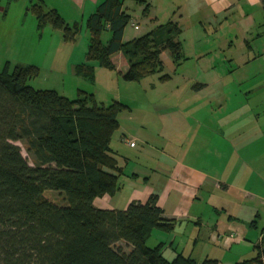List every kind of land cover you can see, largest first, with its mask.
Returning <instances> with one entry per match:
<instances>
[{
  "label": "crops",
  "instance_id": "crops-1",
  "mask_svg": "<svg viewBox=\"0 0 264 264\" xmlns=\"http://www.w3.org/2000/svg\"><path fill=\"white\" fill-rule=\"evenodd\" d=\"M28 1L18 0L0 10V41L5 34L9 37L0 43V71L6 62L10 68L40 65L33 49L25 53L26 41L21 39V53L10 54L24 30ZM37 1L68 25L78 24L80 34L103 0ZM132 2L140 17L128 14ZM122 8L137 27L130 24L133 31L140 30L138 20L143 19L149 22L148 32L168 21L179 27L180 36L190 30L195 71L190 76L177 73L186 60L182 44L184 60L178 66L165 52L159 55L163 69L167 67L173 76L163 74L168 78L160 81V74L141 85L139 96L132 97L140 100L136 106L123 104L127 110L120 113H126L128 124L120 125L119 113L120 137L114 139V134L110 143L122 168L120 187L112 197L95 199L94 207L122 211L155 195L164 219L173 223L170 232L155 230L150 236L154 247L161 245L166 260L181 255L196 264L205 260L239 264L255 258L264 252V3L124 0ZM158 19L167 22L160 24ZM126 28L123 43L140 37ZM32 29L37 32L36 23ZM43 34L53 42L56 38L62 48L72 44L63 42L58 32L45 29L39 38ZM103 34L110 36L108 31ZM38 42L33 43L36 48ZM113 56L117 70L125 72L123 55L118 62ZM84 61L85 57L70 59V76L77 78L75 67ZM93 67L92 84L105 74V69Z\"/></svg>",
  "mask_w": 264,
  "mask_h": 264
},
{
  "label": "trees",
  "instance_id": "trees-1",
  "mask_svg": "<svg viewBox=\"0 0 264 264\" xmlns=\"http://www.w3.org/2000/svg\"><path fill=\"white\" fill-rule=\"evenodd\" d=\"M123 1L103 0L86 19L87 52L75 75L93 82L95 62L124 82L139 83L155 74L166 80L159 55L166 52L176 66L184 60L179 27L168 21L123 43L130 21ZM25 12L33 16L39 36L49 29L60 33L63 42H75L78 24L68 25L37 0H29ZM105 31L110 36L104 44ZM119 52L127 62L123 73L111 60ZM37 74L34 65L10 68L8 62L0 71V264H196L181 255L168 261L161 245L146 246L153 231L172 229L157 196L122 211L93 205L119 190L122 168L110 143L119 128L117 115L127 107L116 101L98 104L82 91L70 100L54 91L34 90L27 82ZM17 142L23 143L33 166ZM239 264H264V252Z\"/></svg>",
  "mask_w": 264,
  "mask_h": 264
},
{
  "label": "rangeland",
  "instance_id": "rangeland-1",
  "mask_svg": "<svg viewBox=\"0 0 264 264\" xmlns=\"http://www.w3.org/2000/svg\"><path fill=\"white\" fill-rule=\"evenodd\" d=\"M3 7H6V1L1 2ZM1 6V5H0ZM1 9L2 10V7ZM128 14L131 16H139L141 12L138 11L137 4L132 2V4L129 5V9L127 10ZM2 13V11H0ZM139 13V14H138ZM143 19V18H142ZM140 24V30L139 31H133L130 22L127 25L126 31L128 33H140L139 36H142L145 32H148V26L149 22L147 19L143 20H138ZM158 22L160 24H164L167 22V20L163 19H158ZM22 24L24 25V30H22V34L16 38L18 42L14 43V46L12 47V51L10 54L16 55L21 53L22 50H20V39L22 41H26L25 46L27 45L25 49V53L28 54L29 51L33 49V52L38 56L39 64L38 66L35 65L38 69V74L35 78L27 82V85L34 90H49V91H54L58 95L68 98L70 100H75L78 96L79 90L83 91L84 93L86 92L87 94H93L95 100L97 103L103 102L105 106H108L111 104V102L118 100V98H121L122 101L121 103L124 105L129 106L131 104L132 106H136L138 102H140L139 99H134L132 97L139 96L138 93H140L142 86L145 85L148 82H154L158 78V74L148 76L146 77V80L142 82L141 84L139 83H129V82H124L121 80V78L117 75L116 72L108 71V70H103L105 73L104 76H101L96 80L94 84L91 82L82 79V78H75L70 76L69 74V69L67 68L68 62L70 61L71 58L73 60H76L78 57L79 58H84L85 54L87 52V46H88V40H89V35L85 29V25L83 27L82 32L78 35V40L75 43H72L71 45L64 46L62 48L60 46L61 42L56 41V38L53 40L51 39V36L49 38L48 34H43L41 38H39V35L37 32H34L32 29L33 26H35V20L32 15L27 13V15L24 16V21H22ZM155 26V25H154ZM31 30V33H30ZM182 32L180 36V41L183 47L186 49L185 58L186 60L182 62L181 67L177 70V73L184 72L188 76L192 75L193 72L195 71L193 69L194 65V59H192V39H191V33L190 30ZM109 35L108 34H102V43L105 44L106 39ZM8 34H5L3 39L0 41V43H3L4 39L8 40ZM38 42V47L36 48L33 43ZM33 45V46H28V45ZM36 45V44H35ZM38 50V51H36ZM165 54L168 56V54L165 52ZM35 55V58L37 57ZM122 54H116L113 56V59H115L116 62L117 59H121ZM119 57V58H118ZM169 57V56H168ZM170 58V57H169ZM85 62V61H84ZM93 65H97V63L93 62ZM29 65V64H28ZM162 74L166 75H172L171 70H169L167 67H164ZM171 76V77H172ZM134 102V103H132ZM118 121L120 122V125L125 126L128 124L127 122V116L126 113H120L118 115ZM115 134V135H114ZM114 139L117 137H120L119 132H115ZM113 137V136H112ZM16 145H18L21 149V155L24 159H26L27 164L29 166H33V163L31 161V158L26 154L25 147L23 143L17 142ZM258 221V220H257ZM156 243L153 242L152 238H149L146 241V246L148 248H153ZM117 246H120L122 248H125V244L122 242H118Z\"/></svg>",
  "mask_w": 264,
  "mask_h": 264
},
{
  "label": "built area",
  "instance_id": "built-area-1",
  "mask_svg": "<svg viewBox=\"0 0 264 264\" xmlns=\"http://www.w3.org/2000/svg\"><path fill=\"white\" fill-rule=\"evenodd\" d=\"M130 24H131V26H133L135 29L137 28V27L134 25V23H130ZM128 145H129L130 147H134V143H132V142L128 143Z\"/></svg>",
  "mask_w": 264,
  "mask_h": 264
}]
</instances>
